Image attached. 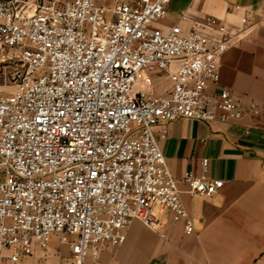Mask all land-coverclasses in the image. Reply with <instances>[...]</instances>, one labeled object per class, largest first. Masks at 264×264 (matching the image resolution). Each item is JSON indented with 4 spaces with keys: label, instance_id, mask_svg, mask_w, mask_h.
<instances>
[{
    "label": "built area",
    "instance_id": "obj_1",
    "mask_svg": "<svg viewBox=\"0 0 264 264\" xmlns=\"http://www.w3.org/2000/svg\"><path fill=\"white\" fill-rule=\"evenodd\" d=\"M169 1L108 9L95 0H0V74L12 70L0 81V264L45 251L52 237L69 251L60 264H101L128 225L155 231L162 211L194 232L180 195L210 198L223 182L185 174L181 191L159 142L181 119L264 117V98L244 109L215 90L221 56L248 41L251 14L235 28L214 17L187 31L155 28ZM162 80L169 87L156 94Z\"/></svg>",
    "mask_w": 264,
    "mask_h": 264
},
{
    "label": "crops",
    "instance_id": "obj_2",
    "mask_svg": "<svg viewBox=\"0 0 264 264\" xmlns=\"http://www.w3.org/2000/svg\"><path fill=\"white\" fill-rule=\"evenodd\" d=\"M131 1L95 0L108 9ZM245 11L251 14L248 41L221 56L215 86L216 91L227 90L244 109L264 98V0H170L165 17L153 25H179L187 31L192 22L214 17L235 28ZM166 87L169 82L162 80L153 91L160 94ZM159 149L181 191L187 189L185 174L220 180L223 186L210 198L180 195L193 223L192 234L186 235L182 221L173 222L171 214L162 211L155 231L136 221L128 225L124 241L106 245L100 253L101 264H264V117L245 114L240 124L177 120L168 125ZM68 256V249L52 237L45 251L35 248L18 264H60V258Z\"/></svg>",
    "mask_w": 264,
    "mask_h": 264
},
{
    "label": "rangeland",
    "instance_id": "obj_3",
    "mask_svg": "<svg viewBox=\"0 0 264 264\" xmlns=\"http://www.w3.org/2000/svg\"><path fill=\"white\" fill-rule=\"evenodd\" d=\"M17 67H18V70H21V68L19 67V65H17ZM11 72H12V70L9 68V69H7L6 71H5V73L3 74V73H1L0 74V81L2 82L3 81V78L5 77V75L8 77L10 74H11ZM65 257H61L60 259L62 260V259H64Z\"/></svg>",
    "mask_w": 264,
    "mask_h": 264
}]
</instances>
